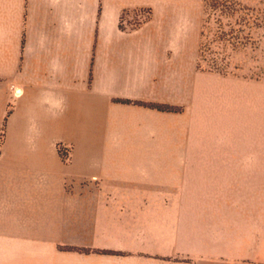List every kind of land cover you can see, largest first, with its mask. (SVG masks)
<instances>
[{"label": "crops", "instance_id": "0c3cea01", "mask_svg": "<svg viewBox=\"0 0 264 264\" xmlns=\"http://www.w3.org/2000/svg\"><path fill=\"white\" fill-rule=\"evenodd\" d=\"M189 6L0 0V264H264V159L207 142Z\"/></svg>", "mask_w": 264, "mask_h": 264}, {"label": "rangeland", "instance_id": "374dc122", "mask_svg": "<svg viewBox=\"0 0 264 264\" xmlns=\"http://www.w3.org/2000/svg\"><path fill=\"white\" fill-rule=\"evenodd\" d=\"M189 10L191 86L214 156L264 159V0H190Z\"/></svg>", "mask_w": 264, "mask_h": 264}, {"label": "built area", "instance_id": "2783aa9c", "mask_svg": "<svg viewBox=\"0 0 264 264\" xmlns=\"http://www.w3.org/2000/svg\"><path fill=\"white\" fill-rule=\"evenodd\" d=\"M61 159L64 163L69 164L72 161L73 149L70 145L60 143L57 146Z\"/></svg>", "mask_w": 264, "mask_h": 264}, {"label": "trees", "instance_id": "16d2710c", "mask_svg": "<svg viewBox=\"0 0 264 264\" xmlns=\"http://www.w3.org/2000/svg\"><path fill=\"white\" fill-rule=\"evenodd\" d=\"M152 107H156L158 110H162V111H170V110H173L172 107H169V106H162V105H151ZM68 250H75V251H79V252H89V251H86V250H81V249H68ZM102 253H106V252H102Z\"/></svg>", "mask_w": 264, "mask_h": 264}]
</instances>
